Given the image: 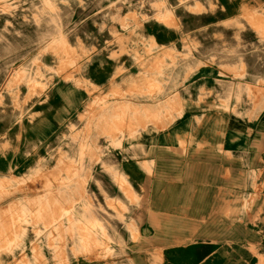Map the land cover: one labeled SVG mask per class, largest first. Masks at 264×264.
<instances>
[{"label": "rangeland", "instance_id": "1", "mask_svg": "<svg viewBox=\"0 0 264 264\" xmlns=\"http://www.w3.org/2000/svg\"><path fill=\"white\" fill-rule=\"evenodd\" d=\"M166 1L170 14L162 13V27L156 20L145 21L144 27L136 23L152 18L148 11L157 8L161 0H113L115 6L110 9L102 4L108 0H74V9L71 0H61L59 8L44 7L41 1L38 8H20L9 1L11 8L18 9L7 15L6 21V15L0 13V75L10 74L0 90V108L10 101L46 95L55 103L56 112L48 117L46 112L36 111L23 123H19L23 119L17 113L0 116V151L5 156L0 171L11 167L6 159L9 148L21 134L42 128L40 123L46 118L52 120L60 114V108L75 92L70 88L96 92L93 79L101 76L102 68H111L116 81L123 72L133 73L130 85L102 88L83 109L78 105L68 116L73 117L80 109L82 117L85 115L83 130L96 131V125H92L98 120L94 116L98 113L101 120V107L117 98L121 99L119 104L129 102L126 107L120 104L123 113L119 119L132 129L122 137L90 139L85 135L81 147L74 149L76 157L66 159L69 168L65 170L72 163L87 164L77 174L85 184L98 183L93 178L97 168L94 171L93 167H98L101 177L100 170L108 176L107 184L111 182L109 173L122 167L137 179L127 194L119 190L110 193L101 189L102 194L84 191L81 202L72 196L55 200L51 191L36 182L30 200L9 206L3 202L0 220L24 227L34 237V245L24 249L19 246L1 255L0 264H264V0ZM58 10L60 17L55 21ZM123 13L122 18L130 16L125 26L124 19L118 18ZM97 18H104L108 24L101 25L95 40L70 34L68 27L74 22L83 26ZM67 19L64 30L70 38L64 57L77 73L59 81L52 93L50 79L35 78L26 83L30 90L18 94L17 87L33 67L42 75L55 70L56 57L50 55L58 45L51 42V36L55 27L63 24L64 28ZM92 25L98 27L96 22ZM112 25L116 32L109 30ZM51 32L43 39L46 43L36 45ZM27 48L26 55L15 57ZM104 49L109 54L99 55ZM29 62L30 69L26 65ZM24 65L26 70L22 69ZM180 122L183 129L171 134L165 144L160 143L157 151L153 137H160L162 130L170 131ZM147 137L152 138L154 148L144 157L130 158L114 150L118 143L135 146ZM258 141L260 148L256 151ZM41 145L37 143L38 150L46 151ZM246 145L247 151L239 148ZM103 158L110 162L103 163ZM18 176L16 172L13 178ZM4 189L0 187V191ZM68 191L63 189L62 195ZM104 195L108 197L107 206ZM85 203L96 209L97 216L107 214L98 235L88 237L83 233L64 239L67 229L59 227L62 218ZM14 207L29 210L15 213ZM231 228L235 229L233 237L232 233L224 237ZM243 228L246 231L241 234ZM105 231L109 235L106 239ZM15 238L10 236L5 245L15 246ZM87 250L112 252L89 262L83 255ZM119 251L124 252L117 254ZM78 257L82 258L77 261Z\"/></svg>", "mask_w": 264, "mask_h": 264}, {"label": "bare ground", "instance_id": "2", "mask_svg": "<svg viewBox=\"0 0 264 264\" xmlns=\"http://www.w3.org/2000/svg\"><path fill=\"white\" fill-rule=\"evenodd\" d=\"M9 1H11V3L19 5L20 8L22 7L38 8L39 6L37 3L38 1H41L42 6L44 7L55 5V7L59 8L58 4L61 0H0V13H3L6 15L4 17L5 21L7 20V17H8L7 15H10V13L18 9V7L11 8V5L8 3ZM73 1L74 0H71L72 9L75 8ZM204 1L208 2L209 0H204ZM130 3L133 4V1ZM102 4H104V7H107V9H110L113 6H115L113 4V0H108L107 3L105 2ZM159 4L160 5H158L157 8L153 7L152 11H148V14H151L152 18H149L148 16V17L141 19L140 21L136 23H138L139 26L144 27L145 21L150 20V23H151L152 22L151 20L153 21L156 20L155 23L157 24V26L158 25L159 27L164 26L161 19L165 20V16L170 14V6L168 5L166 0H161ZM105 5H108V6H105ZM104 12H106V9L104 10ZM59 13H61L60 10H58V12L55 11L54 13L56 17L55 21L59 20V17H60ZM162 13L166 15L163 16ZM125 14L126 13H123L118 16L120 20L124 19L123 26H125L127 24L125 22H127L130 19V16L122 18V16ZM201 19L202 18H200L199 20ZM11 22L13 23V20ZM72 22H74L73 19H72ZM92 22H96L98 27L93 26ZM92 22L86 23L83 26L80 25L82 24V22H74L73 25L68 27L69 32L72 35L81 34V37L83 35V37H85L86 39L95 40L96 35H97V30L100 31L101 25L104 26V24H108V21H106L104 18H102L101 20L97 18V20L94 19L92 20ZM67 23H68V19L65 20L64 28H63V24H61L62 27H58V29L57 27L54 28L53 30V32L55 31L54 34L53 32H51L47 36L41 37V39L37 40L36 42V45L39 46L38 43H43L44 42L43 39H47L49 35L53 34L51 36V42L57 43L58 45L55 53L50 55V57H56L55 65H54L55 70L44 72V74L42 75L40 69L33 67L27 74L28 78L23 80L22 84H20L21 86L17 87L18 94L25 93L29 88L31 89V87L26 85V83L27 81H31V79L35 80V78L50 79V81L53 82L52 84H54V86L52 85L49 87V92L52 93V89L55 88V85L59 83V81H64L63 79H69L75 73H77L76 70L72 69L70 64L69 65L66 64V60H65L66 57H64V53L68 45L67 43L70 38L69 32L68 31L65 32L64 30L66 28ZM34 28L36 29L38 28V26H34ZM109 30L112 32L117 31L114 25L110 26ZM102 31L105 32L107 30L106 28H103ZM163 31L164 30H162V32ZM43 33H45L46 35L48 31L43 30ZM244 35L245 34H242L241 36H244ZM98 36H101V34L98 33ZM46 42L47 41H45L44 43ZM106 47H109V45H107ZM91 49H93L92 46L90 50ZM28 52H29V49L27 48L23 51V53L17 54V56L15 57L20 58V56L26 55ZM103 52H107V50L105 49L102 50L99 53V55H102ZM106 54H109V51ZM100 60L102 61V57H100ZM82 61L83 60H80L79 62L81 63ZM77 63L78 62L76 61L75 62L76 66H77ZM26 65L30 69V62L29 64H26ZM26 65L23 66L22 68L23 70L27 69ZM83 65H84V62L81 63V66ZM136 69L139 70L138 67L135 68V71H137ZM110 70L111 68L108 70H105L104 68H102L101 76L98 77L96 81L95 79H93V81L96 83V92H89L87 90L80 91L78 88H75L74 86L70 88V89L75 90L77 94L82 95L81 100L75 103L76 106L71 107L73 112L76 111V108L78 107V105H80L81 109H83L85 104H87L85 102H89L94 95H97L100 92L102 88L104 91V88L114 87L115 85L119 87L120 89H122V85L124 86L130 85L129 82H131L132 80L130 77H132L133 75V73H131L132 71L130 72L132 75H130L129 72H126V74L123 72L121 74V78L116 81V75L112 76L110 73ZM9 75H10L9 72L8 74L0 75V90L3 89L6 83L8 82ZM36 75H38V77H36ZM106 78H107V82H103ZM225 86H230V85L226 84ZM58 87L61 88L62 86H58ZM124 90H127V89H124ZM246 91H248L247 88L245 89V92ZM65 93L68 94L67 91ZM119 95L121 97H124L123 96L124 94L122 93H119ZM125 95H129V94L125 93ZM118 100H121V99L113 98L101 107L100 109L101 120L98 119V113L94 116V117H97V120H98L97 124L92 125V126L96 125L97 127L96 131L91 130V128L90 129L88 128L87 130L85 129L83 130L85 126V115H83L82 117L81 112H79L80 110L79 109L77 112L73 114L74 115L73 117H69V116H72V114H69L68 116V113L71 112V109L69 110L66 109L65 107L66 105L64 106V108H60L59 110L60 114L58 116H56L52 120L50 118H46L44 122H41L40 124L42 128L40 126L34 127L27 134H21V132L19 131L18 134L19 135L21 134L19 137V140L10 146L9 148L10 155L8 158H6L8 161L11 162V167L9 169L0 171V187L5 188L4 191H0V206L3 202H6L7 206H9L11 203L16 202V201L21 202V201L30 200L33 197L31 196V194L36 188V185H35L36 182L40 183V186L43 190H46L49 192L51 191V194L53 195V198L55 200H60V199H64V198H68L69 196H72V197H75V200L77 201L80 200L81 202L82 200L81 195L84 193V191H90L94 194L96 193V191H99V194H102V190L103 191L107 190L110 193L111 191L115 192L116 190L123 192V194L129 193L132 189V185H131L132 182L137 181V179L136 177L131 175V173L129 172L127 168L122 167V169L117 170L118 172L115 171V172L109 173V175L111 176V182L113 185L111 184V182L110 184L106 183V181H108L107 180L108 176H106V174L102 170H100V174H103L104 178L97 174L98 167H93L94 171H95V168H97L93 178H95L98 181V183L93 181L92 184L91 183L85 184L84 183L85 180H79L78 178L79 175H77L78 172L80 170L83 171L84 166L87 165V164H84L83 162L81 164L80 162L76 164L72 163L70 165V169L65 170L66 167L69 168V164L66 162V159L71 158V157L73 159L74 157H76V155H73L75 153L74 149H77V147L78 148L81 147L80 143L85 135L87 137H90V139L95 136H98L99 138L101 137L103 138L106 135L109 138H113L115 136L122 137L124 134L130 132L129 130L132 129V126L130 124L120 121L119 119V115L122 111V106L120 104H124L126 107L127 103L129 102L124 103L121 101L119 104L117 102ZM140 105L146 106L143 103H141ZM53 107H55V103L52 102V100L49 101L46 95L37 96L36 98L34 97L32 99L31 97H28V98L25 97L22 100H18L16 102L10 101L6 103L3 107L0 108V116H4L7 112H10L12 114L17 113L18 115L22 116V119H23V121H20L19 123H23L25 120V117L30 116L36 111H44L46 112V116L48 117L49 115L55 114L56 112L53 111ZM67 117L69 118L67 119ZM182 124H184V126L186 127L187 121H184ZM256 124L260 125L261 122L258 121ZM182 129L183 127L180 122L177 126H175L170 131L162 130V135L160 137L159 136L158 137L156 136L155 138L153 137L154 142H156V146L154 147H158L156 148V150L160 151V148H161L160 143L165 144V142H167L171 134L181 131ZM238 132L240 135H242V133L239 131V128H238ZM151 139L152 138H149V137L143 138L142 141L137 143L135 146H131L127 144L124 145V144L118 143V146H116V149L114 150L118 149L117 151H119L121 154H128L130 158H137L139 156L144 157L148 153L147 151H151L153 150L152 148H154V147H151L153 145L151 143ZM128 140L130 141V144H131V138H129ZM37 143L39 145H41L40 143H42L41 146H43L46 149L47 155H45L46 151L42 152V150H38ZM257 143L258 145L256 147V151H258L260 148V142L258 141ZM239 148L247 151L248 145L239 146ZM29 157L31 159L29 160V163L25 167V170L23 171V173H21L20 176H18L17 178H13L15 174L14 172L15 168L20 163L25 162L23 161V159H26ZM48 159H50L48 165L44 166V164H46V161ZM4 160H5V156L0 151V161H4ZM105 162L109 163L110 160L108 161L107 159H104L103 163ZM78 164L80 165L78 166ZM61 168L63 169L62 173L59 172ZM36 171L37 173L38 172L39 173L33 179ZM30 181L31 183L29 185L21 186ZM94 183H96L97 185H95ZM63 189H70V191H68L63 196L62 195ZM74 189L76 190L73 191ZM107 198L108 197L106 195L104 206H107L106 204ZM80 202H76L74 204H77ZM87 205H90V204L85 203L81 207L79 205L75 206L78 208L72 209V211L73 210L74 211L72 212L71 216L68 215L62 218L63 221L59 227L67 229L66 234L63 233L64 239H67L70 237H76V236L82 235L83 233H86L88 237H92V236L95 237L98 235L96 233L99 229H101L102 221H105L107 219L106 217L107 214L103 212L104 215H102V217L97 216V214H95L96 209L89 208L87 207ZM19 208L21 209V211L29 210L27 207L25 208L19 207ZM91 209H93L92 212H90ZM13 211L15 213L21 212L18 210V207H14ZM127 215L128 214H125V216ZM5 223H7L8 226ZM12 225L13 223L10 221L2 222L0 220V247L4 246L0 252V256L7 255L10 251L15 250L16 247L18 248L19 246L21 249L26 248L28 246L27 242L29 243V246L31 247H33L34 245V237L29 235V233L24 227H20L17 224L14 226ZM21 228H22V231H21ZM234 230L235 229L233 228L229 229L228 231L225 232L223 236L224 237L230 236V234L232 233V237H233ZM20 231L21 233L17 234ZM245 231L246 230L243 228L240 231V233L243 234ZM13 235H15L16 237L14 239L16 241L15 242L16 245L13 246V244H9L8 245L9 248H8L5 244H7L8 238ZM103 235H104L103 237L104 239H106V237L109 236L106 231L103 232ZM84 238H85V235H84ZM33 250L35 249L32 248V251ZM111 252L112 250H108V251L103 250V251H100L99 253L96 250H91V251L87 250L83 252V255L85 256L84 258H86L85 261L90 262V261L98 260L100 258L99 255L101 254H105L104 257H107L109 256L108 253H111ZM123 252L124 251H119L117 254H120ZM226 253L227 252L225 251L224 254ZM80 258L82 257H78L77 261Z\"/></svg>", "mask_w": 264, "mask_h": 264}, {"label": "crops", "instance_id": "3", "mask_svg": "<svg viewBox=\"0 0 264 264\" xmlns=\"http://www.w3.org/2000/svg\"><path fill=\"white\" fill-rule=\"evenodd\" d=\"M81 98H82V95H80V94H77L76 92H74V93H72V95H71V97H70V99H69V103H67L66 104V109H72L71 107H73V106H76V102L77 101H79V100H81ZM75 104V105H74ZM31 158L29 157V158H26V159H23V161H25V162H23V163H20L16 168H15V173L17 172L19 175L21 174V173H23V171L25 170V167L28 165V163H29V160H30ZM28 160V161H27ZM147 160V159H146ZM21 170V171H20ZM27 245L29 246V243L27 242Z\"/></svg>", "mask_w": 264, "mask_h": 264}]
</instances>
